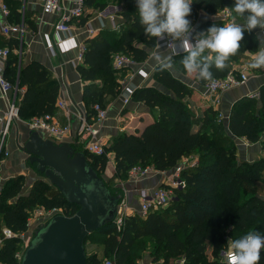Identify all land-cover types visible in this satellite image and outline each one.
<instances>
[{
    "label": "trees",
    "instance_id": "obj_1",
    "mask_svg": "<svg viewBox=\"0 0 264 264\" xmlns=\"http://www.w3.org/2000/svg\"><path fill=\"white\" fill-rule=\"evenodd\" d=\"M107 1L84 0V9L103 10ZM115 1L121 5L119 14L123 18L119 31L101 29L86 40L82 63L77 65L82 80L88 82L83 87L85 118L88 121L94 116V104L105 108L107 98L116 97L120 91L121 85L116 80L120 69L113 66V54L120 52L131 56L134 61H142L155 46V38L146 37L139 24L135 0ZM4 3L12 20L19 21L18 3L17 6L13 3L12 7L7 0ZM233 6L234 0H193L187 19L193 26L198 10L215 15ZM85 20L83 17L79 23L83 24ZM224 23L220 20L198 22L192 27L193 34L206 31L213 24L223 26ZM240 44V50L230 57L223 71L212 67V78H221L228 72L237 73L232 62L255 50L254 33L245 31ZM18 45L17 39L12 37L0 40V46L10 50L3 74L11 84L19 64L18 56L12 50ZM182 55H173L172 61L177 71L185 73L179 63ZM152 78L164 90L143 85L134 88L130 94V100L142 102L154 112L152 121L140 131L109 137L102 155L91 154L84 149L86 159L102 176L108 161L107 154L112 153L114 174L109 180H125L128 171L135 166L167 170L189 155L196 156L195 165L179 170L184 186L172 190L173 196L166 207L149 211L144 216L137 212L127 213L119 229L113 219L88 234L84 248L88 243L97 244L107 259L115 264H136L146 237L152 239L149 251L155 258H161L160 264H173L176 259H181L178 264H226L219 252L231 251V240L250 231L264 236V198L257 187L264 178V158L250 163L237 159L231 138H244L248 142L259 140L264 130V85L258 88L255 97H242L231 105L225 127L221 120L216 121V111L207 103L196 114L185 100L192 94V89L167 69L155 66ZM96 79L100 81L96 82ZM193 79L198 85L209 81L196 79L195 74ZM18 87H25L18 105L19 117L31 120L46 113L54 114L58 84L43 65L31 62L20 67ZM256 100L258 108H255ZM31 166L38 172L35 163ZM40 176L27 194L21 193L22 174L5 179L0 186V261L3 264H20V258L16 257L17 254L21 256L24 250L20 235L27 231L28 216L35 207L60 208L61 214L67 216L79 209ZM107 181L104 178L111 193L121 195V189L111 187ZM4 228L10 229L13 235L4 237ZM206 242L210 244L208 254ZM86 260L88 264H102L95 252L86 253ZM259 264H264V248L260 251Z\"/></svg>",
    "mask_w": 264,
    "mask_h": 264
},
{
    "label": "crops",
    "instance_id": "obj_2",
    "mask_svg": "<svg viewBox=\"0 0 264 264\" xmlns=\"http://www.w3.org/2000/svg\"><path fill=\"white\" fill-rule=\"evenodd\" d=\"M7 1L11 7L18 3L17 9L21 14L20 19L17 22L13 21L11 13H9V15L4 18L0 17V20L6 21V23H22L24 26V31L21 35L11 34L5 36L0 33V40L12 37L19 42L18 47L12 50V52L18 56L19 64L9 96L14 98L18 105L20 104L25 90V87H18V74L20 67L31 62H38L43 65L49 71L51 79H54L58 84V93L55 101L56 109L53 115L57 122L70 124L69 134L64 136L61 140L73 142L75 139L72 137L71 131L80 127V123L85 117L86 110L83 101V87L88 82L82 80L80 73L77 70V65L82 63V48L85 47L86 40L97 35L101 29L111 28L115 31H119L120 26L123 24V18L119 14L121 5L117 4L115 0H108L107 5L103 10L85 8L81 16L69 19L67 25L70 29L68 31H62L57 30L55 26L59 23L61 16L74 7L75 0H60L61 9L58 12L46 10L42 0ZM83 17L86 19L85 23L80 24L79 20ZM111 17L114 18L116 28H113L112 26ZM204 20L219 19L217 13L215 15H209L200 9L197 11V18L194 25ZM225 24L227 23H224V25ZM194 25L192 27H194ZM89 30H92V33H90ZM259 31L260 29L257 27L251 32L254 33L256 38L260 34ZM192 35L194 37L196 34L192 33ZM47 43L51 44V49L47 47ZM258 47L259 42L256 40L255 50L246 53L244 58L233 61L232 66L236 69L246 67L252 54L255 53ZM168 53L169 49L164 47H154L148 52L145 59L142 61H135L133 65L123 67L116 73V80L120 83L121 87L116 97L107 98L105 102L107 118L102 121L99 132V137L103 144L106 143L109 137L115 134L140 131L144 125L152 121L154 118V112L150 111L142 102L130 100L127 104L123 105V87L131 86L137 88L143 85H152L159 89H163L153 80L152 72L154 67L159 65L158 57L161 55L166 56ZM167 71L192 89V94L185 100L187 103L189 102L188 106L191 107L196 114L200 113L201 109L207 103L201 94L202 85L196 83L193 79V75L181 73L175 68L171 70L167 69ZM96 80V82L100 81L99 79ZM262 85H264V68L249 69L247 72V79L243 84L233 86L223 91L218 108L222 114V124L225 127L227 125V118L231 105L239 98L255 97L252 95L257 93L258 88ZM58 101H63L66 104L68 111L65 112L64 109L60 108L57 105ZM258 106L256 100L255 108H258ZM5 109L6 103L0 96V114L5 112ZM81 115H83V117H81ZM29 120L30 119L24 120L19 117L13 121L9 129L7 145L4 146L5 150L9 153L7 156L8 158L4 157L0 160V174H3V176H1L3 180L0 182V186L5 179L17 174L26 175L24 176L27 180L25 184H29L30 182L32 184L33 179L31 177H41L39 172L34 170L35 173H33L24 167L25 155L18 150L16 142L17 140H25L30 131H36L43 139L52 138H50L44 131L30 128L28 125ZM231 138L234 142L237 159L250 163L258 158H264V130L260 134L259 140L256 142H248L244 138H237L234 136H231ZM78 141L80 147H82V150L84 151L83 142L79 137ZM107 158L108 161L102 176L109 179L114 174L113 154L108 153ZM7 159H9L11 163V166L8 167L10 170L18 167L15 169L14 174L12 172L8 174V170L5 167L6 165H4V160L7 161ZM182 163L183 162L179 160L173 167L166 171L170 172L176 170L177 167L182 165ZM161 178L162 176L160 173L155 170H150L144 175H138L135 177H130L127 173L124 182L119 178H115L114 181L120 182L119 188L121 189V199L127 203V206L131 211L136 212L138 206V190H152L159 185ZM27 187H29V185ZM27 190L28 188L26 189L24 187V191L28 193L30 189ZM29 222L30 221H28V223ZM143 240H145L144 249L139 250L136 264H160L161 258H155L149 251L152 239L145 237ZM209 247V242H206L207 254L210 250ZM221 252H219V256L223 261V254H221ZM179 260L181 259L174 260L173 264H178Z\"/></svg>",
    "mask_w": 264,
    "mask_h": 264
},
{
    "label": "water",
    "instance_id": "obj_3",
    "mask_svg": "<svg viewBox=\"0 0 264 264\" xmlns=\"http://www.w3.org/2000/svg\"><path fill=\"white\" fill-rule=\"evenodd\" d=\"M78 129L71 131L73 142L43 139L36 131L16 142L25 155L24 167L35 173L31 166L35 163L46 181L68 202L79 206L71 216L57 213L39 225L20 256V264H88L84 248L87 235L112 222L116 215L121 195L111 193L104 177L78 149Z\"/></svg>",
    "mask_w": 264,
    "mask_h": 264
},
{
    "label": "built area",
    "instance_id": "obj_4",
    "mask_svg": "<svg viewBox=\"0 0 264 264\" xmlns=\"http://www.w3.org/2000/svg\"><path fill=\"white\" fill-rule=\"evenodd\" d=\"M44 4V8L48 11H56L58 12L61 9L60 0H42ZM84 0H75V5L72 9H70L66 14H63L60 18L59 23L55 26L57 30L68 31L70 27L67 25L69 19L79 17L82 15L84 11ZM9 15V8L2 0H0V17H6ZM218 19L224 21L225 23L231 22V16H229L228 12L223 9L217 13ZM112 26L116 28L114 23V18L111 17ZM24 31V26L21 23H6V21L0 20V33L5 36H9L11 34H19L21 35ZM92 33V30H89ZM260 33V31H259ZM192 43L195 42L194 37L192 35ZM47 47L51 49V44L47 43ZM155 48L164 47L169 49L170 44L167 40H158L155 38ZM85 47L82 48V53ZM10 50L6 46H0V96L4 99L6 103L5 112L0 114V160L4 157L8 156V151L5 150V140L9 133V129L15 119H18V104L16 103L14 98L9 96L10 90L12 89V84L5 78L4 76V68L5 63L8 58ZM81 56V54H80ZM135 61L131 56L124 55L123 53H115L113 54V66L116 69H121L123 67H127L133 65ZM247 79V72L245 68L241 67L237 69V73L233 74L228 72L225 76L221 78H212L202 85L201 94L206 100V102L216 111L217 120H221V112L219 110L220 98L223 91L236 86L243 84ZM134 88L131 86L123 87V105L127 104L130 101V94ZM257 93H254L252 96H256ZM57 105L64 109L65 112L68 111L66 104L63 101H58ZM94 116L88 121L85 117L82 120V123L78 129V135L81 141L83 142L84 149L95 155L104 154V144L102 143L99 132L100 125L102 121L107 118V110L101 107L99 104L93 105ZM29 127L35 130H40L46 132L50 138L52 139H62L64 136H67L70 132V124L69 123H59L57 122L55 116L53 114H43L37 117L32 118L29 123ZM183 163L176 170L167 172L166 170H155L160 173L162 178L159 185H157L152 190H144L140 189L137 192V210L136 212L140 216H144L147 212L156 210L164 207L170 200L172 190L174 188H182L184 186L183 179L179 176V170L185 166H193L195 165L196 160L191 157H184L180 159ZM150 170H154L150 167H132L128 174L130 177H135L138 175H144L148 173ZM3 178L0 175V182ZM44 213H47L51 216L62 213V209L60 208H50L43 209ZM127 203L120 200L116 215L114 217V222L116 227L122 225L123 217L127 213H131ZM49 217V218H50ZM48 218V219H49ZM46 221V220H45ZM4 237H11L13 235L12 231L8 228H4L2 232ZM2 242V238H0V243ZM16 257L20 258V254H17ZM223 262L226 264H232L231 251H226L223 253ZM102 264H115L114 261L110 259H105Z\"/></svg>",
    "mask_w": 264,
    "mask_h": 264
},
{
    "label": "clouds",
    "instance_id": "obj_5",
    "mask_svg": "<svg viewBox=\"0 0 264 264\" xmlns=\"http://www.w3.org/2000/svg\"><path fill=\"white\" fill-rule=\"evenodd\" d=\"M193 0H135L139 24L146 37L169 41V53L161 55V70L173 69V55L183 53L179 61L185 73L195 74L196 79L211 80L214 66L223 71L230 57L241 48L245 31L260 29L256 37L259 47L252 54L246 67L264 68V0H234L233 7H226L231 22L224 26L213 24L206 31L198 32L192 43L191 14ZM232 264H259L264 236L250 231L230 242Z\"/></svg>",
    "mask_w": 264,
    "mask_h": 264
},
{
    "label": "rangeland",
    "instance_id": "obj_6",
    "mask_svg": "<svg viewBox=\"0 0 264 264\" xmlns=\"http://www.w3.org/2000/svg\"><path fill=\"white\" fill-rule=\"evenodd\" d=\"M117 3V2H116ZM118 4V3H117ZM243 68H245V70H246V72H248L249 71V68H247V67H243ZM189 103V102H188ZM187 103V104H188ZM216 121H219V120H217V118H216ZM8 137L9 136H7L6 137V140H5V145H7V141H8ZM3 157V156H2ZM187 157H191V158H193L194 160H196V156L195 155H189V156H187ZM8 158V157H7ZM5 162H4V165H6L5 167L7 168V170H8V174H10V172H12L13 174H14V172H15V169L16 168H18V167H15L13 170H10L8 167L9 166H11V163H10V160L9 159H7V161L6 160H4ZM178 168V167H177ZM17 171V170H16ZM11 173V174H12ZM7 174V175H8ZM1 176H3V174L1 173L0 174ZM24 176H26V175H23V182H22V193H24V194H26L27 192L26 191H24V187L27 189L28 188V190L30 189L29 187H31V185L33 184V182L37 179V178H35V177H31L33 180V182H32V184H31V182L28 184L29 185V187H27L28 185L27 184H25L26 182H27V180L25 179V177ZM27 177H29V176H27ZM35 178V179H34ZM105 180L107 181V182H109L108 184L111 186V187H120V182H116V181H114V180H109V179H106L105 178ZM123 180V179H122ZM123 182H124V180H123ZM257 187H258V191H259V194L260 195H263L264 196V178H262L259 182H258V184H257ZM27 190V191H28ZM172 194H171V198H172ZM262 196V197H263ZM166 207V206H165ZM44 208H41V207H35L30 213H29V216H28V221H30L29 223H28V228H27V231H25L24 233H22V235H20V238H21V240H22V245H23V248H25V246L27 245V243H28V241H29V239L31 238V236H32V234H33V231L39 226V225H41L42 223H44L45 222V220H47L49 217H50V215L49 214H47V213H44L43 210ZM2 232H3V230H2ZM3 235V234H2ZM0 246H1V243H0ZM86 253L87 254H91V253H94L95 252V254H97V256H98V258H100L101 260H102V262L105 260V259H107V255H106V253H104L103 251H102V247L101 246H99V245H97V244H92V243H88L87 245H86ZM0 264H3V262L2 261H0Z\"/></svg>",
    "mask_w": 264,
    "mask_h": 264
},
{
    "label": "flooded vegetation",
    "instance_id": "obj_7",
    "mask_svg": "<svg viewBox=\"0 0 264 264\" xmlns=\"http://www.w3.org/2000/svg\"><path fill=\"white\" fill-rule=\"evenodd\" d=\"M79 149H81V150H82V147H80V146H79Z\"/></svg>",
    "mask_w": 264,
    "mask_h": 264
}]
</instances>
